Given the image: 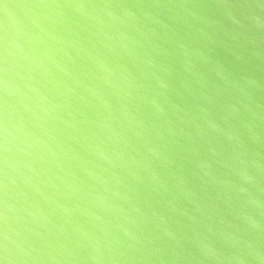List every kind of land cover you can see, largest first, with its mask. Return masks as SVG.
Instances as JSON below:
<instances>
[{"label":"clouds","instance_id":"clouds-1","mask_svg":"<svg viewBox=\"0 0 264 264\" xmlns=\"http://www.w3.org/2000/svg\"><path fill=\"white\" fill-rule=\"evenodd\" d=\"M0 264H264V0H0Z\"/></svg>","mask_w":264,"mask_h":264}]
</instances>
